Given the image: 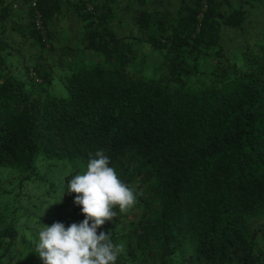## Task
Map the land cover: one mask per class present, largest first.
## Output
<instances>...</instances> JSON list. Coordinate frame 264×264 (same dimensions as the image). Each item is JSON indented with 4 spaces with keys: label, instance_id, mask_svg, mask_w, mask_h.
<instances>
[{
    "label": "trees",
    "instance_id": "1",
    "mask_svg": "<svg viewBox=\"0 0 264 264\" xmlns=\"http://www.w3.org/2000/svg\"><path fill=\"white\" fill-rule=\"evenodd\" d=\"M20 1L22 34L42 49L69 9L101 57L26 64L5 37L13 2H0V264H32L39 228L85 219L67 185L101 149L137 193L97 229L124 246L116 264H264V43L238 65L221 38L244 4L182 0L174 13L136 0L141 34L122 35L112 0ZM139 41L162 52L159 75L134 67ZM58 70L67 96L52 91Z\"/></svg>",
    "mask_w": 264,
    "mask_h": 264
},
{
    "label": "clouds",
    "instance_id": "2",
    "mask_svg": "<svg viewBox=\"0 0 264 264\" xmlns=\"http://www.w3.org/2000/svg\"><path fill=\"white\" fill-rule=\"evenodd\" d=\"M109 165L101 149L89 159L85 172L71 178L68 191L77 194L75 204L82 206L85 219L67 228L55 222L39 231L34 253L43 264H116L124 246L114 244L110 232L97 234V229L117 216L116 209H131L137 193Z\"/></svg>",
    "mask_w": 264,
    "mask_h": 264
},
{
    "label": "rangeland",
    "instance_id": "3",
    "mask_svg": "<svg viewBox=\"0 0 264 264\" xmlns=\"http://www.w3.org/2000/svg\"><path fill=\"white\" fill-rule=\"evenodd\" d=\"M174 2L177 3L176 6ZM234 2L235 4L237 3L236 0H234ZM170 3H174V4L169 5L168 9H170L173 12H176L179 9V0H171ZM244 5L249 10V12L247 19L243 23V26L236 27L230 25H223L221 30L222 42L224 43L227 52L231 56L232 60L236 61L238 65H242L243 63L244 51L255 49L257 44L264 43V0H245ZM118 32L126 35H140L139 28L130 19L129 20L126 19L124 21L122 27L118 29ZM80 42L81 40L79 41L76 39L74 40L72 39L69 42V46L77 47ZM135 48L138 50V60L134 64V67L140 70L141 72H143L146 76L159 75L162 69V61H163L162 52L159 49L151 46L150 44L140 41L136 43ZM77 51H78L77 57L79 61H82V63H86L89 65H97L100 61L101 56L95 49L81 48L80 50H75V52L73 53L77 54ZM64 58L63 60H65V62L68 64L69 63L68 57L65 56ZM30 61H31L30 63H34V58H30ZM42 62L44 63V61ZM61 73L58 70L57 76L53 82L52 91L56 95L67 96L69 91L65 82L59 76ZM48 166L46 168L47 170H48ZM55 168L56 167H52L48 170L50 175L54 174ZM43 190L44 189L41 187L39 191L43 192ZM32 195L36 196V193ZM44 198H48L45 193H44ZM26 200L27 199H25V201ZM31 202H34L33 198L31 199ZM38 202L40 203L41 201ZM46 209L47 208L45 207L43 211L46 212L45 211ZM36 212L41 214L40 207L36 208ZM44 220L47 221L46 219ZM24 221H26L25 218L21 220L22 223ZM34 227L36 228L37 226L34 225ZM44 227L45 226L39 228V231L42 230ZM22 232H26L28 235L30 234L28 225L25 227V230L22 229ZM33 242L35 243V238L33 239ZM32 259L35 260V262H33L32 264H41L39 263L41 259L38 257V255L34 256Z\"/></svg>",
    "mask_w": 264,
    "mask_h": 264
},
{
    "label": "crops",
    "instance_id": "4",
    "mask_svg": "<svg viewBox=\"0 0 264 264\" xmlns=\"http://www.w3.org/2000/svg\"><path fill=\"white\" fill-rule=\"evenodd\" d=\"M13 2L11 9V17L6 19L5 24L7 29L5 31V37L12 43L13 48L16 50L22 59L25 60V63H30V58H34V63H30L35 65L36 62L39 61L42 64L53 65L55 69L58 68L59 65L65 63L63 58L68 57V64L74 63L79 64L82 61L78 59V51L77 54L73 53L75 50L89 49L84 48L83 46V36H84V25L81 17L72 10L65 9L63 13L58 14L52 25V38L51 42L46 46L45 49H42L31 37H26L22 34V27H19V24H27L29 22L28 14L25 8L20 7V0H0V2ZM171 1V0H170ZM167 0H151L150 7H158L160 9L167 8L169 5L175 6L176 2L170 3ZM182 0H179V7ZM235 4L234 0H232ZM236 6L242 5L245 3V0H236ZM113 7L116 11V27L117 32L120 29L126 19H130L133 21V10L137 4L136 0H112ZM167 6V7H166ZM245 6V5H244ZM170 10V9H169ZM173 12V11H172ZM177 12V11H176ZM174 12V13H176ZM23 26V25H21ZM119 33V32H118ZM121 34V33H120ZM141 34V32L139 33ZM125 35V34H122ZM81 40L77 47L69 46V42L71 40ZM65 59V58H64ZM73 59V60H72ZM44 61V63L42 62ZM58 65V66H57ZM57 66V67H56ZM68 67V66H66Z\"/></svg>",
    "mask_w": 264,
    "mask_h": 264
},
{
    "label": "built area",
    "instance_id": "5",
    "mask_svg": "<svg viewBox=\"0 0 264 264\" xmlns=\"http://www.w3.org/2000/svg\"><path fill=\"white\" fill-rule=\"evenodd\" d=\"M32 5H33L34 7H37V6H36V5H37V0H32ZM41 17H42L41 13H40L39 11H37V20H36V24H37V26H38L39 28H42V29H43V24H42Z\"/></svg>",
    "mask_w": 264,
    "mask_h": 264
}]
</instances>
